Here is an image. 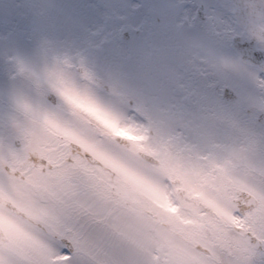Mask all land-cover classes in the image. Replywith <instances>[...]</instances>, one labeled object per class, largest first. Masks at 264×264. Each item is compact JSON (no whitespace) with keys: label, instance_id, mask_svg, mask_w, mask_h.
<instances>
[{"label":"snow or ice","instance_id":"1","mask_svg":"<svg viewBox=\"0 0 264 264\" xmlns=\"http://www.w3.org/2000/svg\"><path fill=\"white\" fill-rule=\"evenodd\" d=\"M217 145L264 159V0H20L0 24V264H100L86 233L46 234L40 256L14 230L25 205L72 199L116 225L95 248L120 264H212L187 237L213 226L264 264V186L220 200L239 226L204 203Z\"/></svg>","mask_w":264,"mask_h":264},{"label":"rangeland","instance_id":"2","mask_svg":"<svg viewBox=\"0 0 264 264\" xmlns=\"http://www.w3.org/2000/svg\"><path fill=\"white\" fill-rule=\"evenodd\" d=\"M19 2L20 0H0V24H2L5 18L8 16L9 10L12 8V6L16 5ZM111 2L120 5L131 6L138 3H151L153 2V0H111ZM28 92L30 98L33 101L39 99V93L33 86H30ZM47 103L49 104V102ZM109 126L112 127L111 124ZM155 136L156 142L158 144H163L164 141V146L170 149L173 148L172 144L170 143L169 129L165 125L160 126ZM136 140L139 141L140 138L137 137ZM236 153L239 154L236 155ZM236 153L231 150V146L227 145H217L210 149L204 163L211 164L216 169V174L212 177L211 182H209V191L211 193V196L205 198L204 201L208 208H210L212 212L221 220L226 221V219H229L234 222L237 226H239L238 222L230 217L226 208L220 203V200H223L225 202L232 201V198L234 197L235 191L238 187H245L250 191L256 193L255 191L260 186L259 183H254V181L251 182V180H249V177L243 173L244 171L242 172L238 169H244L247 165V162L250 163L251 167H253L254 165H256L257 160L254 157L252 158V156L243 154L238 149ZM244 157H246V161L244 160ZM237 158H240V161ZM225 165H227V167H225ZM225 169L229 170L225 171ZM121 173L125 177H128V173L126 170L121 169ZM89 223L90 227H88L87 231L72 233L70 235V237L73 239V243L79 242L82 238L83 233H86L87 238H89L86 242L89 247L95 250L96 258L100 262V264H110L111 262L112 264H120V262L125 259V256L123 250L119 245L110 243L108 251H100L95 248V241L103 239L106 236H110L111 232H114V229H116V225L106 222L103 217H98L96 219H93V221L90 220ZM102 224L103 226H101ZM108 228H111L113 231L108 233L109 231H106V229ZM193 235L194 232L189 234L188 237H193ZM40 237L44 239L43 236ZM42 238L39 239L38 242L40 248L45 247ZM239 239V235L232 236L225 230H221L218 227L213 226L212 237L209 241H212V243L219 245L221 249L227 250L230 255L234 256L237 259L238 263L236 264H242V257L233 246L234 243ZM46 250L47 249L42 250V252L44 253ZM38 253H40V251H38Z\"/></svg>","mask_w":264,"mask_h":264},{"label":"flooded vegetation","instance_id":"3","mask_svg":"<svg viewBox=\"0 0 264 264\" xmlns=\"http://www.w3.org/2000/svg\"><path fill=\"white\" fill-rule=\"evenodd\" d=\"M45 100L53 107L61 103L58 97L53 102L49 101L46 97ZM16 121L22 127H27L29 124L23 113L16 114ZM262 175L264 179V164ZM73 209L76 210V213L85 214L88 211V202L85 199H72L47 207L32 208L31 205H25L20 214V221L24 231H20L19 229L14 230L18 236L29 240L35 248V246H38V241L36 240L39 239L40 235H43L46 239V234L57 237L61 234L66 235L72 231L73 224L69 219V215Z\"/></svg>","mask_w":264,"mask_h":264},{"label":"water","instance_id":"4","mask_svg":"<svg viewBox=\"0 0 264 264\" xmlns=\"http://www.w3.org/2000/svg\"><path fill=\"white\" fill-rule=\"evenodd\" d=\"M49 95H52V94H49ZM239 193H247L249 196H252L253 198H255L254 195H252L251 193H249V192H247V191H244V190H239V191H238V194H239ZM237 198H238V197H237ZM237 198H236V199H237Z\"/></svg>","mask_w":264,"mask_h":264},{"label":"trees","instance_id":"5","mask_svg":"<svg viewBox=\"0 0 264 264\" xmlns=\"http://www.w3.org/2000/svg\"><path fill=\"white\" fill-rule=\"evenodd\" d=\"M219 255H222L223 259L225 258V255H224V254L219 253ZM221 260H222V259H221ZM223 263H224V262H223Z\"/></svg>","mask_w":264,"mask_h":264}]
</instances>
